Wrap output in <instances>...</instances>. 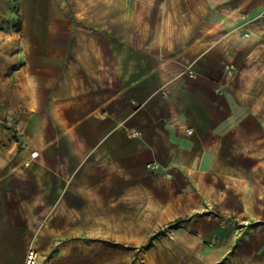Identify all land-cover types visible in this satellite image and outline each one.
Wrapping results in <instances>:
<instances>
[{
	"label": "crops",
	"instance_id": "0c3cea01",
	"mask_svg": "<svg viewBox=\"0 0 264 264\" xmlns=\"http://www.w3.org/2000/svg\"><path fill=\"white\" fill-rule=\"evenodd\" d=\"M243 170L264 0H0V264H264Z\"/></svg>",
	"mask_w": 264,
	"mask_h": 264
},
{
	"label": "rangeland",
	"instance_id": "374dc122",
	"mask_svg": "<svg viewBox=\"0 0 264 264\" xmlns=\"http://www.w3.org/2000/svg\"><path fill=\"white\" fill-rule=\"evenodd\" d=\"M228 181L236 182L234 186L228 185V192L234 193L235 197H242L241 209L244 215L239 221L243 225H253V227H255L253 223L264 222V170L255 172L243 170L241 176L237 175ZM249 231V229L246 230L244 234H248ZM255 233L260 245L263 246L264 225L258 226ZM262 254H264V249Z\"/></svg>",
	"mask_w": 264,
	"mask_h": 264
},
{
	"label": "trees",
	"instance_id": "16d2710c",
	"mask_svg": "<svg viewBox=\"0 0 264 264\" xmlns=\"http://www.w3.org/2000/svg\"><path fill=\"white\" fill-rule=\"evenodd\" d=\"M207 214H203L202 216H205ZM188 220L187 219H178L173 223H170L167 227L166 230H175L178 229L182 224L186 223ZM264 225V222H259L257 223L255 226H261ZM165 230V229H164ZM164 230H160L158 231L156 234H154L153 236L150 237L148 243L143 247V250H149L154 246V241L164 235L165 231ZM106 245H108L109 247L115 248V249H126V247L120 245V244H114V243H105Z\"/></svg>",
	"mask_w": 264,
	"mask_h": 264
},
{
	"label": "built area",
	"instance_id": "2783aa9c",
	"mask_svg": "<svg viewBox=\"0 0 264 264\" xmlns=\"http://www.w3.org/2000/svg\"><path fill=\"white\" fill-rule=\"evenodd\" d=\"M249 37L250 35L248 33L244 34V38H249ZM135 135H138V134L135 133ZM157 168L158 167L155 164L148 165V169L150 170H156ZM39 260H40V255L38 251L31 248L27 250L23 264H39Z\"/></svg>",
	"mask_w": 264,
	"mask_h": 264
}]
</instances>
